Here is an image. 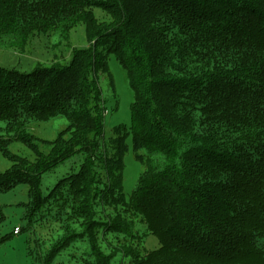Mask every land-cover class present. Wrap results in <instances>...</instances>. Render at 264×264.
<instances>
[{"label":"trees","instance_id":"obj_1","mask_svg":"<svg viewBox=\"0 0 264 264\" xmlns=\"http://www.w3.org/2000/svg\"><path fill=\"white\" fill-rule=\"evenodd\" d=\"M80 22L91 46L67 66L0 67V120L36 150L29 161L0 140L13 161L0 192L28 184V218L56 205L62 231L35 264H65L54 259L79 238L91 245L83 264L121 253L126 264H264V0H0V44L68 37ZM110 54L133 91L130 131L116 129L111 149L99 80L112 79ZM59 115L68 129L38 150L29 123ZM130 133L145 168L127 199ZM76 154L78 169L45 195L43 175ZM137 221L159 242L145 255ZM110 233L125 242L104 245Z\"/></svg>","mask_w":264,"mask_h":264},{"label":"rangeland","instance_id":"obj_2","mask_svg":"<svg viewBox=\"0 0 264 264\" xmlns=\"http://www.w3.org/2000/svg\"><path fill=\"white\" fill-rule=\"evenodd\" d=\"M96 17L101 22H110L111 18L101 8H94ZM111 23V22H110ZM85 24L78 23L68 37H63L60 31L36 34L23 48L18 44H12V40L0 44V67L19 72L31 73L38 66L51 67L54 65L67 66L73 60L78 49H88L91 42L87 37ZM109 74L100 72L99 80L102 89V99L105 106L104 133L111 146L109 139L115 136V130L125 127L130 131L132 125L133 91L127 80L126 71L119 63L114 54L108 57ZM70 121L66 116L59 115L47 121L33 120L29 123L27 131L37 141L34 145L43 152H49L50 146L43 141L53 142L62 132L66 131ZM0 140L8 141V148L12 155L33 161L36 150L29 144L17 140L13 132L6 131V122L0 120ZM129 149L124 162V192L128 199L141 173L144 165L136 158L133 147V137L130 133L127 137ZM143 153H146L143 151ZM83 155L76 154L65 162L60 163L51 171L46 172L42 178V190L48 195L55 185L64 177L75 172ZM13 166V161L4 156L0 149V174ZM29 185L18 184L9 191L0 192V264H35L39 256L45 254L62 233L60 223L55 220L56 205H47L37 215L28 218L30 206ZM113 212L107 208L106 213ZM100 215L98 216V218ZM77 229H81L79 226ZM136 230L142 235L139 242L142 255L159 246L157 238L150 232L145 233V225L136 223ZM102 237V236H101ZM122 236L110 233L108 241L104 244L108 247L118 245ZM137 245V241L135 242ZM91 245L87 238H79L67 249L63 250L54 263L75 264L84 263L90 258ZM130 258L121 254L117 255L112 264H126Z\"/></svg>","mask_w":264,"mask_h":264}]
</instances>
